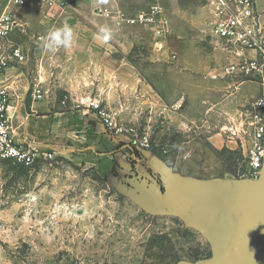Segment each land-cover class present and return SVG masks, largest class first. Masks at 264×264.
Wrapping results in <instances>:
<instances>
[{
  "label": "rangeland",
  "instance_id": "374dc122",
  "mask_svg": "<svg viewBox=\"0 0 264 264\" xmlns=\"http://www.w3.org/2000/svg\"><path fill=\"white\" fill-rule=\"evenodd\" d=\"M53 1L62 9L69 3ZM123 2L131 18L155 6L159 14L153 24H141L151 28L145 43L122 57L106 51L97 60L113 71L112 86H90L91 94L80 98L76 109L84 108L82 102H101L124 129L122 138L140 147L147 138L148 149L180 175L206 182L252 177L245 154L251 140L247 124L262 87L228 75L229 60L214 33V0ZM262 4L257 0V10ZM39 12L19 10L21 27L12 37L17 44L28 43L30 53L38 48L37 35L45 33ZM55 52L60 57L64 50ZM178 78L182 86H192L183 94L192 102L181 100L165 111L152 107L145 88L152 87L160 97L161 87L178 86ZM31 88L27 93L32 100ZM44 90L46 100H56L57 112L72 109L71 96L62 86ZM237 92L243 100V141L235 150H217L200 123L209 117L210 99L219 101ZM214 119L219 122L221 117ZM211 256L206 235L180 217L148 212L96 166L63 156L37 159L30 166L0 158V264H205Z\"/></svg>",
  "mask_w": 264,
  "mask_h": 264
},
{
  "label": "crops",
  "instance_id": "0c3cea01",
  "mask_svg": "<svg viewBox=\"0 0 264 264\" xmlns=\"http://www.w3.org/2000/svg\"><path fill=\"white\" fill-rule=\"evenodd\" d=\"M58 1L69 3L63 9L53 3L39 12L44 17L40 20V27L45 28V33L37 35L34 41L38 48L30 53L28 43H19L28 55L27 62L8 69L0 76V85H10L13 96L8 119L14 141L42 154L52 152L55 156L74 158L96 166L101 175L119 190L135 197L148 212L180 217L208 235L213 239V262L222 258L233 239H226L225 248L219 241L224 239L223 236L216 231L228 228L229 218L241 214L247 202L252 201L254 207L255 203L264 205V175L226 178L215 183H203L180 175L154 153L145 155L141 150L136 151L137 145L131 146L126 138L107 129L90 112V108L76 109L80 98L85 99L91 94L90 86H99L98 89L112 86L113 71L107 70L106 65L97 60L105 57L106 51L121 57L131 53L135 46L146 42L151 28L127 21L132 16L128 15L124 0L111 1L104 6L98 5L96 0ZM5 2L1 0L0 11ZM258 12L264 26V0ZM65 24L72 27L74 38L70 47H62L64 53L58 57L56 52L43 47V41L50 29ZM25 27H29V22ZM101 27L111 31L107 41L101 38ZM180 81L178 78V86H162L160 97L155 96L152 87L153 92L145 88L151 96L150 105L168 110L172 104L180 105L181 100L189 98L192 102L190 97L186 98L187 95L183 97V94H189L192 86H182ZM36 84H41L43 89L62 86L71 96L72 109L57 112L54 99L31 100L27 92ZM239 88L241 91L244 89L243 86ZM240 97L241 92H237L219 101H208L211 103L209 117L200 123L199 129L217 150H235L240 145L239 141H243L242 136L235 135L240 131V123L244 122ZM218 114L221 120L216 122L214 118ZM138 151L139 156H136ZM230 233L232 237L235 235Z\"/></svg>",
  "mask_w": 264,
  "mask_h": 264
},
{
  "label": "built area",
  "instance_id": "2783aa9c",
  "mask_svg": "<svg viewBox=\"0 0 264 264\" xmlns=\"http://www.w3.org/2000/svg\"><path fill=\"white\" fill-rule=\"evenodd\" d=\"M98 5L104 6L111 1L96 0ZM53 0H6L0 11V76L8 69L23 65L28 60L25 49L13 40V34L21 27L17 15L19 10H44L52 5ZM216 7V22L214 33L220 46L226 52L229 60L226 71L228 75H238L254 80L262 87V92L253 104L249 124L251 140L246 145V159L248 173L258 177L264 164V26L260 22L257 10V0H214ZM159 14L158 7H152L151 12H140L135 18L127 21L136 24H153ZM32 98L35 101L44 100L46 91L41 84L31 88ZM13 96L10 85H0V158L16 164L30 166L37 159H54L52 152L42 154L39 151L18 144L13 138V129L8 119V110ZM83 107L90 108L96 113L100 122L115 134H121L124 129L118 125L113 114L99 101L89 104L82 102ZM241 131L235 135L241 138ZM144 151L149 150L147 138L141 141Z\"/></svg>",
  "mask_w": 264,
  "mask_h": 264
},
{
  "label": "water",
  "instance_id": "95a60500",
  "mask_svg": "<svg viewBox=\"0 0 264 264\" xmlns=\"http://www.w3.org/2000/svg\"><path fill=\"white\" fill-rule=\"evenodd\" d=\"M143 152L145 155L152 153V151ZM263 171L264 164L258 175L259 177L264 175ZM221 180L208 182L215 183L220 182ZM201 182L208 183L206 181ZM251 204H253L252 201L250 203L247 202L244 204L241 214H238L237 217L229 218L228 228L216 231L218 233L215 232L216 234L223 236L224 239H220L219 241L223 243L225 248L227 244L226 239H229L230 241L233 239V241H231L232 243L228 245L229 250L224 251L222 258H216L213 262V239H210L208 235L204 234L209 238L212 244V256L205 264H264V205L261 203H255L256 205L254 207ZM185 222L188 223L187 221ZM230 232H234L235 235L233 237L230 236ZM235 248L239 249L237 253ZM248 253H250V255H248Z\"/></svg>",
  "mask_w": 264,
  "mask_h": 264
},
{
  "label": "clouds",
  "instance_id": "9594fccd",
  "mask_svg": "<svg viewBox=\"0 0 264 264\" xmlns=\"http://www.w3.org/2000/svg\"><path fill=\"white\" fill-rule=\"evenodd\" d=\"M100 33L102 39L107 41L111 36V31L107 27H101ZM74 38L72 27L65 24L60 28L53 27L49 30L47 36L44 38L43 47L49 52H55L60 47H70Z\"/></svg>",
  "mask_w": 264,
  "mask_h": 264
},
{
  "label": "flooded vegetation",
  "instance_id": "af4514ba",
  "mask_svg": "<svg viewBox=\"0 0 264 264\" xmlns=\"http://www.w3.org/2000/svg\"><path fill=\"white\" fill-rule=\"evenodd\" d=\"M141 147H142V146H141ZM141 147H140V146H136V148H135L136 151H137V150L144 151V149H142L143 147H142V148H141ZM137 155L139 156V151L136 153V156H137Z\"/></svg>",
  "mask_w": 264,
  "mask_h": 264
}]
</instances>
